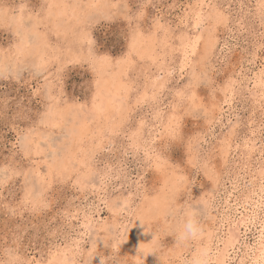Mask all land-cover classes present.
Returning <instances> with one entry per match:
<instances>
[{
  "label": "rangeland",
  "instance_id": "obj_1",
  "mask_svg": "<svg viewBox=\"0 0 264 264\" xmlns=\"http://www.w3.org/2000/svg\"><path fill=\"white\" fill-rule=\"evenodd\" d=\"M263 69L264 0H0V264H192L216 229L214 250L260 182ZM102 79L122 93L98 110Z\"/></svg>",
  "mask_w": 264,
  "mask_h": 264
},
{
  "label": "bare ground",
  "instance_id": "obj_2",
  "mask_svg": "<svg viewBox=\"0 0 264 264\" xmlns=\"http://www.w3.org/2000/svg\"><path fill=\"white\" fill-rule=\"evenodd\" d=\"M62 4V3H61ZM101 8V7H100ZM101 9H103V8H101ZM62 10V9H61ZM213 10V9H212ZM218 12V11H217ZM217 12H216V10L214 11V13L212 14L213 15V17H211V18H214V19H216L217 18V16H218V14H217ZM61 13V12H60ZM212 13V12H211ZM195 15V14H194ZM196 15H197V13H196ZM209 15V14H208ZM219 16H220V14H219ZM194 17V16H193ZM221 17V16H220ZM20 19V18H19ZM18 19V17H17V20H16V25L17 26H20L21 25V32H22V35H23V38H20V39H22V41L23 42H25V44L27 43V41L29 42L31 39L33 40V39H36V37H37V35H36V33L35 34H33L32 33V31L34 30L35 31V29H31V27L32 26H35L36 25V22L33 20V21H31V25L29 26V28L32 30H28L27 28L25 29V28H23L22 27V25H24L23 23H22V20L23 19H20L19 20ZM39 19V18H38ZM214 21V20H213ZM216 21V20H215ZM14 22V21H13ZM38 22V21H37ZM215 24V23H214ZM35 28V27H34ZM158 28V27H157ZM156 29H154V31L153 32H156L155 31ZM158 30V29H157ZM19 32V31H18ZM21 32H19V33H21ZM209 32V31H208ZM154 34V33H153ZM214 34V33H213ZM150 35H152V34H150ZM210 35H211V33H210ZM21 36V35H20ZM149 36V35H148ZM200 36V35H199ZM199 36H197L196 38H199ZM207 36V35H206ZM211 36H213V35H211ZM151 37V36H150ZM149 37V38H150ZM154 37H155V34H154ZM202 37V36H201ZM148 38V37H147ZM146 38V39H147ZM151 38H153V37H151ZM196 38H190V36H188V35H184V36H182V38H181V40H180V42H181V45H182V47H183V49H182V53H183V55L181 56L182 57V64L183 63H185L186 64V60L188 59V57H189V54L188 53H190V52H192V51H195L194 50V47H195V45H196V42H197V40H196ZM28 39H30V40H28ZM162 39H164V38H162ZM144 40V39H143ZM152 40V39H151ZM203 40H204V38H203ZM209 39L207 38V40L205 41V42H207V43H205V44H207V47L209 46L210 47V45H209V43H211V40H209ZM35 41V40H34ZM33 41V42H34ZM133 42L134 43H132V44H134V45H136V46H139L140 44H141V42H142V40H141V38L140 37H137V38H134L133 39ZM163 42H165V41H163ZM167 42V41H166ZM148 42L146 41V43L145 44H147ZM38 44V43H37ZM131 44V45H132ZM150 44V43H149ZM155 44V43H154ZM159 44V43H158ZM165 44H167V43H165ZM164 44V45H165ZM24 45V44H23ZM22 45V46H23ZM156 45V44H155ZM163 45V44H162ZM163 45V46H164ZM213 46V45H212ZM211 46V47H212ZM20 47H21V45H20ZM134 47V46H133ZM132 47V48H133ZM204 47V46H203ZM202 47V48H203ZM151 48V47H150ZM205 48V47H204ZM19 49V48H18ZM141 49V48H140ZM181 49V48H180ZM207 49V48H206ZM156 50H158V49H156ZM160 50V49H159ZM21 51V50H20ZM140 52V51H139ZM178 52H180L179 50H178ZM137 53V52H136ZM145 53V52H144ZM170 53V52H169ZM181 53V52H180ZM166 54H167V52H166ZM192 54V53H191ZM202 54H204V53H202ZM163 55V54H162ZM142 56V55H141ZM180 57V56H179ZM180 57V58H181ZM203 58V57H202ZM103 60V59H102ZM161 61V60H160ZM188 61V60H187ZM152 62V61H151ZM164 62V61H163ZM180 63H181V61H180ZM167 64V63H166ZM169 65V64H168ZM184 65V64H183ZM165 67H166V65H164ZM182 66V65H181ZM168 67H171V66H168ZM104 68V67H103ZM105 68H106V66H105ZM107 69V68H106ZM166 69V68H165ZM168 69V68H167ZM179 69V68H178ZM101 71H103V69L101 70ZM160 71H162V68L160 69ZM164 72L165 71H167V70H163ZM174 71V70H173ZM263 71H264V69H263ZM262 71V72H263ZM104 72V71H103ZM260 72V71H259ZM102 73V72H101ZM157 73V72H156ZM112 74V73H111ZM171 74H172V72H171ZM259 74V73H258ZM101 75V74H100ZM114 76V75H113ZM153 76V75H152ZM258 77V78H257ZM256 78L258 79V82H260V80H264V72H263V74L261 75V76H257ZM161 78V77H160ZM153 79H154V77H153ZM163 79V78H162ZM162 79H159V81L157 82V85L158 86H163L164 87V85H161V83L163 82L162 81ZM103 80V82H101L100 83V86H98V89L96 90V95H99L100 96V98H101V104H98V108L100 107H104L105 105H107V103H108V101L109 100H113V101H118L119 100V98H117L118 97V95L120 96L121 95V93L119 92V94H117V90H119V87L120 86H118V87H115L114 89V92H111L109 89H108V87H107V85H105V83H104V79H102ZM114 80V79H113ZM262 80V81H263ZM152 81H154V80H152ZM113 82V81H112ZM112 82H110V83H112ZM151 82V81H150ZM156 82V81H155ZM114 83V82H113ZM254 83H255V81H254ZM257 83V82H256ZM255 83V84H256ZM154 84V83H153ZM152 83H151V85H153ZM254 84V85H255ZM258 84V83H257ZM111 86H112V84H110ZM156 85V84H155ZM156 85V86H157ZM262 85V84H261ZM123 86V85H122ZM147 87H149V86H147ZM261 87V86H260ZM127 88V87H126ZM125 88V89H126ZM153 88V87H152ZM159 88V87H158ZM227 88H228V86H227ZM148 89V88H147ZM150 89V88H149ZM229 89V88H228ZM263 89V88H262ZM155 90V89H154ZM230 90H231V87H230ZM49 91H50V89H49ZM145 91V90H144ZM228 91V90H227ZM259 91V90H258ZM177 92H179L180 93V91H177ZM226 92V91H225ZM152 93V92H151ZM178 93V94H179ZM125 94V93H124ZM142 94V93H141ZM144 94H145V92H144ZM227 94H229V93H227ZM255 94V93H254ZM257 94V93H256ZM143 95V94H142ZM141 95V96H142ZM146 95H149V94H146ZM225 95V94H224ZM126 96V95H125ZM124 96V97H125ZM151 96V95H150ZM257 96V95H256ZM147 98L148 96H144L143 98ZM155 96H153V97H151L152 99L154 98ZM99 98V99H100ZM126 98V97H125ZM142 98V97H141ZM150 98V97H149ZM225 97H223L222 99H224ZM122 100H123V98H122ZM127 100V99H126ZM125 101V100H124ZM221 101V100H220ZM94 102V101H93ZM99 102V101H98ZM223 102V101H222ZM95 103V102H94ZM124 103V102H123ZM217 103V102H216ZM96 104V103H95ZM224 104V103H223ZM93 105V104H92ZM119 105H123V104H121V102H120V104ZM118 105V106H119ZM95 106V105H94ZM112 106H113V108H114V106H116L115 104L113 105L112 104ZM220 106V105H219ZM96 107V106H95ZM94 107V108H95ZM111 107V106H110ZM117 107V106H116ZM221 107V106H220ZM100 108L98 109V110H100ZM65 109V108H64ZM92 109H93V107H92ZM91 109V110H92ZM97 109V107L95 108V110ZM125 109V108H124ZM123 109V110H124ZM62 110V109H61ZM61 110H59L57 107L56 108H51L50 109V112L48 113L49 114V120L50 121H53L54 120V115L55 114H62V111ZM70 110H71V108H70ZM70 110H67V111H70ZM121 110H122V108H121ZM120 110V111H121ZM122 110V111H123ZM119 111V112H120ZM73 112V111H72ZM71 112V113H72ZM76 112V109H75V111H74V113ZM88 112V111H87ZM91 112V111H90ZM66 113V112H65ZM69 113V112H68ZM74 113H72V114H74ZM78 113V112H77ZM80 113V112H79ZM78 113V114H79ZM84 113V112H83ZM97 113V111L95 112V114ZM100 113V112H99ZM98 113V114H99ZM108 113V112H107ZM171 113V112H170ZM67 114V113H66ZM87 114H89V112L87 113ZM91 114V113H90ZM89 114V115H90ZM94 114V113H93ZM46 115V114H45ZM69 116H70V114H68ZM76 115V114H75ZM105 115H106V117H107V115L109 116V113L108 114H106L105 113ZM123 115V114H122ZM172 115V114H171ZM176 115V114H175ZM69 116H67V117H69ZM84 116H85V114H84ZM96 116V115H95ZM119 116H121L120 114H119ZM62 117V116H61ZM75 117V116H74ZM73 117V118H74ZM88 117V116H87ZM105 117V118H106ZM121 117H123V116H121ZM79 118H81L80 120H83L84 119V117H79ZM89 118V117H88ZM94 118V117H93ZM93 118H90V119H93ZM97 118H99L98 116H97ZM104 118V117H103ZM109 118V117H108ZM168 118H170L169 116L168 117H166V119H168ZM46 119V118H45ZM56 119V118H55ZM60 119V118H59ZM96 119V118H95ZM124 120L126 119L125 117L123 118ZM176 119V118H175ZM174 119V120H175ZM74 120V119H73ZM77 120V119H76ZM108 120V119H107ZM120 120V119H119ZM119 120L117 121V122H119ZM122 120V119H121ZM173 120V119H172ZM45 121V120H44ZM62 122V121H61ZM108 122H109V120H108ZM141 122V121H140ZM144 122V121H143ZM168 122H169V119H168ZM44 123V122H43ZM71 126L68 128L69 130H68V134H69V136H76L77 134V129L76 128H78L79 126H78V124L80 125L81 124V121H78L77 123H73V121H71ZM101 123V122H100ZM166 123V122H165ZM172 123H174V122H172ZM46 124V123H45ZM109 124L111 125V122H109ZM82 126H83V123L81 124ZM140 125V124H139ZM141 125H144L143 123L141 124ZM141 125L139 126V127H141ZM108 126V125H107ZM112 127H113V125H112ZM165 127L167 128V126L165 125ZM168 127H169V125H168ZM81 128H83V127H81ZM109 128V127H108ZM110 129H112L111 127H110ZM118 129V128H117ZM85 130H86V128H85ZM83 131V132H86V131H88V129L86 130V131ZM135 130H137V129H135ZM140 130V129H139ZM143 130V129H142ZM142 130H140V131H142ZM116 131V130H115ZM167 131V130H166ZM134 132V131H133ZM143 132V131H142ZM137 133V132H136ZM79 134V133H78ZM81 134V133H80ZM137 135H135V137H136ZM139 136H141V134L139 135ZM100 137V136H99ZM134 137V136H133ZM132 137V138H133ZM138 137V136H137ZM142 137V136H141ZM74 138V137H73ZM102 138V137H101ZM27 139H29V138H27ZM135 139V138H134ZM30 140V139H29ZM97 140V139H96ZM135 140H139V139H135ZM26 141H28V140H26ZM225 141H227V140H225ZM23 142V141H22ZM135 142V141H134ZM224 142V141H223ZM227 143V142H226ZM27 144H28V142H27ZM230 144V143H229ZM229 144H227V145H229ZM23 145H24V143H23ZM223 145H225V144H223ZM230 146V145H229ZM228 147V146H227ZM229 148V147H228ZM223 149V148H222ZM252 149V148H251ZM224 151V150H223ZM255 151H257V150H254V152ZM262 151H264V150H262ZM224 152H226V150L224 151ZM251 153H253V151H250ZM258 152V151H257ZM227 153V152H226ZM262 153V152H261ZM69 154V153H68ZM260 154V153H259ZM58 159V158H57ZM82 159V158H81ZM83 160V159H82ZM260 160V159H259ZM78 161H80V160H78ZM79 162H77V164H78ZM83 163V162H82ZM84 163H86V162H84ZM83 163V164H84ZM80 164V163H79ZM78 164V165H79ZM54 165V164H53ZM82 165V164H81ZM73 166H75V165H73ZM83 166V165H82ZM90 166V165H89ZM86 168V167H85ZM56 169V168H55ZM91 169V168H90ZM84 171V170H83ZM87 171V170H86ZM88 171H90V170H88ZM257 171H258V174H259V176H260V182H258V188H257V190L255 189V190H253V193H252V196H249V198L247 199V198H245V199H243V202L245 203V204H242V203H240V202H237V200L234 198V203H232V204H230L229 203V201H228V209H231L232 208V212H231V210H230V212L231 213H229L228 211V213L226 212V214L225 215H223V217H222V223L224 222V221H227V231L225 232L226 234H225V236H224V238L222 237V238H218L217 239V242H216V244H215V247H214V250L213 249H211V245H212V242H213V240L217 237V235H216V233L214 232V231H216V229L215 230H213L212 229V231H208V234H207V236H206V240H205V242L203 241V243H204V245H202V247L201 248H199L197 251H196V254H194V256H195V260H194V262L192 263V264H230L231 262V260H233V259H235L234 257H232V254H234V256H236L235 255V253L234 252H237V249L239 248L238 247V244H239V242H240V240H241V234L243 233V234H245L248 230L250 231H252V229L254 228L256 231H257V233H258V236H257V240H255L254 241V243L253 244H246V245H244V251H243V253H242V257L238 260L237 258V260L238 261H235L234 262V264H264V210H262L260 213H259V211H260V208H262L263 206H264V197H263V194H264V166H262L261 168H259V169H257ZM84 173H87V172H84ZM91 173H93V172H91ZM90 173V174H91ZM257 175V174H256ZM90 177H91V175H90ZM80 178V177H79ZM83 178V177H82ZM42 179V178H41ZM85 179V178H84ZM86 179H87V177H86ZM86 179H85V182H86ZM88 179H89V177H88ZM255 179V178H254ZM83 181V180H82ZM170 185V184H169ZM173 185H175V183H173ZM251 185V184H250ZM31 187V186H30ZM174 188V187H173ZM172 188V189H173ZM247 192V191H246ZM250 193V194H251ZM231 194V193H230ZM234 196V195H233ZM242 196V195H241ZM155 198V197H154ZM154 198H151V199H153L154 200ZM162 198V197H161ZM239 198V197H238ZM153 200H151V201H153ZM150 201V202H151ZM226 201V200H225ZM122 202H123V200H122ZM154 202V201H153ZM211 202V201H210ZM123 203H126V202H123ZM121 204V203H120ZM210 204V203H209ZM208 204V205H209ZM222 204V203H221ZM121 205H123V204H121ZM151 205V204H150ZM208 205H206V207L208 206ZM220 205V204H219ZM153 206H154V204H153ZM217 205H215V207H216ZM240 206V207H239ZM162 207V206H161ZM213 207V206H212ZM120 208H122V207H120ZM128 208V207H127ZM126 208V209H127ZM158 208V207H157ZM219 208V207H218ZM224 208V207H223ZM226 208V207H225ZM240 208H242V210H240ZM154 209H155V207H154ZM208 209V208H207ZM213 209V208H212ZM156 210V209H155ZM166 210V209H165ZM211 210V209H210ZM210 210H209V212H210ZM218 211V210H217ZM160 212V211H159ZM219 212V211H218ZM262 213V214H261ZM210 214V213H209ZM215 214V213H214ZM260 214V215H259ZM213 215V214H212ZM138 216V215H137ZM219 216V215H218ZM210 217V216H209ZM216 217V216H215ZM216 218H218V217H216ZM220 218V217H219ZM136 219H138V218H136ZM210 219H212V218H210ZM134 220V219H133ZM209 220V219H208ZM215 220V219H214ZM218 220V219H217ZM213 221V219L211 220V222ZM221 221V220H220ZM220 221H219V223H220ZM209 224H210V222H209ZM225 224V223H224ZM107 225V224H106ZM142 225V224H141ZM222 226V225H221ZM132 227V226H131ZM136 227H137V224H136ZM207 227V226H206ZM212 227V226H211ZM135 228V227H134ZM216 228V227H215ZM223 228H225V227H223ZM130 229V228H129ZM133 229V228H132ZM136 229V228H135ZM138 229H140V228H138L137 227V229H136V231L138 230ZM207 229V228H206ZM209 229V228H208ZM211 229V228H210ZM105 230V229H104ZM108 230V229H107ZM222 230V229H221ZM220 230V231H221ZM136 231H133V234L136 232ZM199 231V230H198ZM221 233H222V231H221ZM201 235V234H200ZM220 235V234H219ZM199 236V235H198ZM137 237H139V236H137ZM201 237V236H200ZM256 237V236H255ZM203 238V237H202ZM202 238H200V240L202 239ZM243 238H244V236H243ZM147 239V238H146ZM199 239V238H198ZM256 239V238H255ZM141 240V239H140ZM134 241H135V239H134ZM247 241V240H246ZM141 242H142V240H141ZM200 242V241H199ZM248 242V241H247ZM147 243V242H146ZM198 243V242H197ZM215 243V242H214ZM135 244V243H134ZM146 245V244H145ZM136 246H137V244H136ZM140 246H141V244H140ZM198 246V245H197ZM201 246V245H200ZM143 247V246H142ZM242 248V247H241ZM216 249V250H215ZM239 250V249H238ZM239 252V251H238ZM180 254V253H179ZM237 254V253H236ZM177 256V255H176ZM239 255L237 254V257H238ZM69 258V257H68ZM67 257H66V254H65V252H62V253H60L59 255H56V256H54L53 257V259H52V264H64V263H66V261L68 260L69 261V259H68ZM180 258V257H179ZM176 259V258H175ZM182 259V258H181ZM67 261V262H68ZM193 261V260H192Z\"/></svg>",
  "mask_w": 264,
  "mask_h": 264
}]
</instances>
